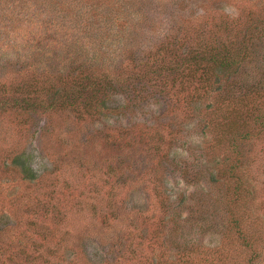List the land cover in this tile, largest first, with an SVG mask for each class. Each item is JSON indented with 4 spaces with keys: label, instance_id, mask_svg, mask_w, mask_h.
<instances>
[{
    "label": "rangeland",
    "instance_id": "rangeland-1",
    "mask_svg": "<svg viewBox=\"0 0 264 264\" xmlns=\"http://www.w3.org/2000/svg\"><path fill=\"white\" fill-rule=\"evenodd\" d=\"M250 32L258 53L234 79L264 85V0H0V264H264V93L248 97L250 127L216 143L228 110L214 105L228 92L204 90L184 61L196 46H244ZM100 45L99 66L130 97L125 114L109 102L94 117H27L1 97L87 70ZM175 63L178 76L142 81ZM176 241L183 249H169Z\"/></svg>",
    "mask_w": 264,
    "mask_h": 264
},
{
    "label": "trees",
    "instance_id": "trees-1",
    "mask_svg": "<svg viewBox=\"0 0 264 264\" xmlns=\"http://www.w3.org/2000/svg\"><path fill=\"white\" fill-rule=\"evenodd\" d=\"M182 19L184 20L183 17ZM108 31L109 30L107 29L108 36L101 37L103 41H105V39L109 37L110 34ZM252 34L253 33L246 34L245 36L243 35L247 38H243L241 40V44L243 42L244 46L241 45V47H236L238 44L237 41L235 43H233L232 41H228L227 45H223L222 43L217 45L213 42V45H205V47L201 45V47L196 46V48H192L188 52L190 53L191 57L184 59V61L190 62L188 63V66H191L190 70H192L195 74H198L199 84L204 90L208 91L209 93H213L216 90L215 88H220L219 91H224L226 89L225 93L228 92L226 97H221V105H219V103L218 105L216 104V106L214 105L215 109L224 105L228 110V119L222 118V120L216 122L219 124L215 123V125L213 126V128H221V135H219L220 138L218 137L217 140H215V142L219 144H224L227 136L233 135L235 131L240 129L246 130L250 127L249 119L253 114H255L253 112H256V108L248 103V97L258 95L259 93H264V85L260 83L256 82L252 85L242 84L241 81L238 82L234 79L236 70L233 72V69L235 67H239L238 63H240L242 59L245 60V58H249V55L251 53H258V50L256 48H249L248 46H245V43L247 41L251 40V38H254V35ZM101 46L102 45L98 46L96 49H91V51L95 53L94 59L97 58L95 62H97L98 64L89 65L90 68L87 69L88 72L85 69H80L78 73H72L71 78L70 76H52V79L50 80V76L47 79H42L40 81H34L33 77L30 82H24L26 88L23 87L21 95L12 96L10 98V96L5 93V91H3L1 97L11 99L13 101V105L17 108V110H21L19 114L21 115V112H24L25 114L23 115L27 117H30L31 113H37L41 115L46 114V116L49 117L62 110L75 111L77 108L78 110L80 109V111L78 112L80 113V117H94L98 114V112L100 113L102 111L104 113L105 111L103 110L107 109V105L109 104V102L116 103L115 111L117 113H120L122 112V110H124L125 114L127 112L126 108L130 107V97L126 95L127 90L125 89L124 84H120V80L115 77H108L105 70L103 71L102 69L104 67L99 66V63H103L102 59L107 56V52L103 48H101V50L99 51ZM176 47L177 46H175V48L173 49L176 50ZM192 61L193 63H191ZM179 66L180 65L177 63H175V65L164 67L152 65L144 72H140V75L142 81H145L147 83L152 80L153 76L160 77L163 71H169V74L173 73L176 77L180 72ZM35 74L39 75L38 72H35ZM35 74L32 73V75H29L34 76ZM262 75L264 74L262 73ZM25 79L26 78H24V80ZM175 81L176 80H174V82ZM68 82H71L73 87L69 88ZM3 88H5V86ZM227 88H231L232 90L228 91ZM139 89L144 88L143 86H140ZM75 90L76 93L74 92ZM218 92L217 97L219 95ZM119 95H122L123 100H121L122 98L119 99L120 101L115 99ZM190 97L192 98V100L194 99L193 96ZM127 101L128 104L125 103ZM8 102L9 100L3 103L2 101H0V103H2L0 104V111L6 112V106L9 105L7 104ZM121 102L126 106L121 104ZM211 105L213 106V103ZM233 105L236 106L233 108ZM26 118L21 119L26 121ZM203 126L205 129L209 127L206 123L203 124ZM156 134L158 135L159 133ZM153 137L154 136L151 135L150 137L145 138L148 142H150ZM206 149H208L209 153L211 154V148ZM229 149H232L233 151L235 150L234 141L230 142ZM187 152H189V156H192L191 150H186L185 153ZM234 152L237 154L236 150ZM164 156L166 157V154ZM200 156H204L206 158L205 153H202ZM210 162L211 161L208 160L204 161L202 165L205 167V169H207L206 167H209L208 164ZM29 164L30 162L28 157L24 155H20L14 163V165L17 166V170L21 172L22 175H24V178L27 179V181L35 182L37 179L36 171L30 169ZM228 170L230 173H233L232 168H229ZM199 172L200 171L196 172L195 176L192 175L194 181L198 180ZM219 173H223V170L219 169ZM209 174L207 175L212 177L215 175V173L211 171H209ZM210 182L215 185L213 181ZM1 232L3 231H0V239L4 233ZM196 246L197 244L191 245L190 243H187V245H185L184 243V250L187 249L189 251H192L195 248H200ZM169 249L181 250L183 249V243L176 241L172 246L169 247Z\"/></svg>",
    "mask_w": 264,
    "mask_h": 264
}]
</instances>
